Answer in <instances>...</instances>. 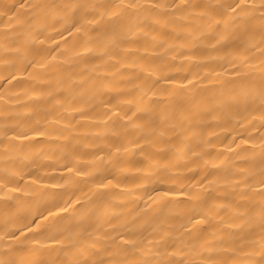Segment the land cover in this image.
<instances>
[{"label": "bare ground", "instance_id": "bare-ground-1", "mask_svg": "<svg viewBox=\"0 0 264 264\" xmlns=\"http://www.w3.org/2000/svg\"><path fill=\"white\" fill-rule=\"evenodd\" d=\"M0 264H264V0H0Z\"/></svg>", "mask_w": 264, "mask_h": 264}]
</instances>
